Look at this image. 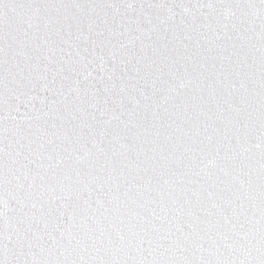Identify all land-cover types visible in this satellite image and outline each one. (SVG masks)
Wrapping results in <instances>:
<instances>
[{
	"label": "snow or ice",
	"instance_id": "6c2138e0",
	"mask_svg": "<svg viewBox=\"0 0 264 264\" xmlns=\"http://www.w3.org/2000/svg\"><path fill=\"white\" fill-rule=\"evenodd\" d=\"M0 264H264V0H0Z\"/></svg>",
	"mask_w": 264,
	"mask_h": 264
}]
</instances>
